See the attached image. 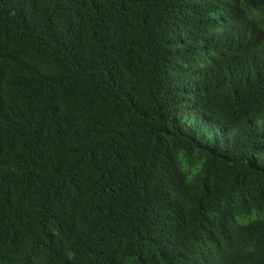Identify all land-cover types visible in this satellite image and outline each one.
Here are the masks:
<instances>
[{"label": "trees", "instance_id": "obj_1", "mask_svg": "<svg viewBox=\"0 0 264 264\" xmlns=\"http://www.w3.org/2000/svg\"><path fill=\"white\" fill-rule=\"evenodd\" d=\"M0 264H264V0H0Z\"/></svg>", "mask_w": 264, "mask_h": 264}]
</instances>
